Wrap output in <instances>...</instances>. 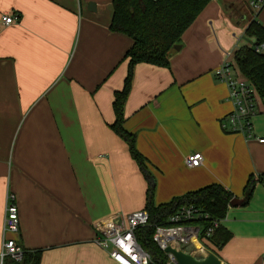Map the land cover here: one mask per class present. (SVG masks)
I'll return each mask as SVG.
<instances>
[{"label": "crops", "instance_id": "1", "mask_svg": "<svg viewBox=\"0 0 264 264\" xmlns=\"http://www.w3.org/2000/svg\"><path fill=\"white\" fill-rule=\"evenodd\" d=\"M113 0H0V253L7 197L20 229L9 235L40 264H116L95 243L94 223L156 206L218 184L234 195L221 226L232 234L209 244L222 264H264V183L240 205L251 176L264 175V99L255 138L230 134L229 88L217 78L234 61L251 19L244 0H213L182 37L169 68L139 64L125 104L148 176L111 128L115 93L128 72L133 40L110 30ZM248 7V6H247ZM18 21L4 26L2 18ZM200 153L204 163L188 168ZM152 177V178H151ZM1 264V263H0Z\"/></svg>", "mask_w": 264, "mask_h": 264}, {"label": "trees", "instance_id": "2", "mask_svg": "<svg viewBox=\"0 0 264 264\" xmlns=\"http://www.w3.org/2000/svg\"><path fill=\"white\" fill-rule=\"evenodd\" d=\"M211 1L213 0H113L110 30L130 37L133 45L125 56L129 62L123 89L115 93L113 103L115 122L111 128L128 144L132 158L148 176L150 175L146 161L136 148L135 135L127 132L123 127L124 109L132 87L134 69L139 64L169 68L170 56L176 51L175 47L181 45L184 33ZM245 35L255 38L259 44L264 43V26L256 17L250 20ZM234 61L242 75L256 86L258 94L264 99V54L259 55L250 47L241 46L234 53ZM258 183H264V175L249 178L240 205L249 204ZM154 191L151 185L145 209L149 214V226L135 232L138 243L150 254L153 264H167L168 260L153 240L155 227L168 226L169 216L179 208L193 205L201 212L209 214L211 220L198 222L205 231L212 220L223 221L226 218L228 209L234 201V195L218 184L187 193L160 206H156L153 202ZM231 237L232 234L220 225L209 242L221 248ZM40 262L41 251H25L20 262L7 259L4 264H40Z\"/></svg>", "mask_w": 264, "mask_h": 264}, {"label": "built area", "instance_id": "3", "mask_svg": "<svg viewBox=\"0 0 264 264\" xmlns=\"http://www.w3.org/2000/svg\"><path fill=\"white\" fill-rule=\"evenodd\" d=\"M249 8L258 15L264 8V0H250ZM18 21L16 15L2 18L4 26H11ZM255 53L264 54V43L249 46ZM217 78L229 88V100L233 104V111L222 120V129L230 134H240L247 138H255L252 119L257 114L258 91L256 86L245 78L235 61L227 59L217 71ZM264 143V135L255 138ZM204 163L200 153H193L186 157L188 168H199ZM211 220L209 214L201 212L195 206H182L168 218V226L155 227L153 240L160 250L167 256V264H176L174 256L166 253L167 248L183 251L198 259L211 254L209 247L210 237L222 221L212 220L211 225L204 231L198 222ZM149 226V214L146 210L136 211L125 218L113 216L94 223L96 232L95 243L106 251L110 259L116 264H153L152 258L137 241L135 232ZM20 229V218L16 197L9 194L3 226V241L0 253V263L7 259L20 262L23 259L24 249L16 239L9 235H17ZM204 233V234H203Z\"/></svg>", "mask_w": 264, "mask_h": 264}, {"label": "water", "instance_id": "4", "mask_svg": "<svg viewBox=\"0 0 264 264\" xmlns=\"http://www.w3.org/2000/svg\"><path fill=\"white\" fill-rule=\"evenodd\" d=\"M180 46H176L175 49L180 50ZM234 201L231 206L234 205ZM241 204V203H240ZM166 253H170L174 256L176 264H222L221 260L214 254H209L203 259H198L188 253L183 251H176L172 248H167Z\"/></svg>", "mask_w": 264, "mask_h": 264}, {"label": "rangeland", "instance_id": "5", "mask_svg": "<svg viewBox=\"0 0 264 264\" xmlns=\"http://www.w3.org/2000/svg\"><path fill=\"white\" fill-rule=\"evenodd\" d=\"M245 3H242L241 5L244 7L245 11H248L247 8H249V2L250 0H244ZM248 6V7H247ZM250 9V8H249ZM251 10V9H250ZM251 12L255 15V13L251 10ZM259 19L261 20V24L264 26V12L261 14V16L259 17ZM249 37H247L245 40V42H248L249 41Z\"/></svg>", "mask_w": 264, "mask_h": 264}]
</instances>
